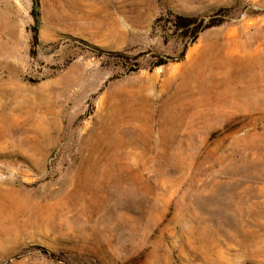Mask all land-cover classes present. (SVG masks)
Listing matches in <instances>:
<instances>
[{"label":"rangeland","instance_id":"obj_1","mask_svg":"<svg viewBox=\"0 0 264 264\" xmlns=\"http://www.w3.org/2000/svg\"><path fill=\"white\" fill-rule=\"evenodd\" d=\"M0 264H264V0H0Z\"/></svg>","mask_w":264,"mask_h":264},{"label":"bare ground","instance_id":"obj_2","mask_svg":"<svg viewBox=\"0 0 264 264\" xmlns=\"http://www.w3.org/2000/svg\"><path fill=\"white\" fill-rule=\"evenodd\" d=\"M205 64V62L204 61H200V62H198V65H199V67L200 68H198V67H196V68H198V69H200V71H203L204 70V67H203V65ZM197 65V66H198ZM194 70H195V67H194ZM241 74L242 73H240V72H231V71H225V73H219L218 75H216L215 76V78H214V80L216 79V81L217 82H221V81H228V80H230V78H232V77H236V78H238L239 76L242 78V76H241ZM243 75V74H242ZM199 76H200V73H199ZM155 77V76H154ZM201 77H204V76H201ZM189 78V77H188ZM200 78V77H199ZM252 80H254V79H252ZM227 87H225V89L224 90H222V93H220L219 95H220V101H228V97H227V95L229 94L232 98H234L235 100L238 98L239 99V97H244L245 98V96H247L246 95V92H239L238 93V91L236 90V89H230V88H227ZM215 99V98H214ZM197 101H204V100H197Z\"/></svg>","mask_w":264,"mask_h":264},{"label":"trees","instance_id":"obj_3","mask_svg":"<svg viewBox=\"0 0 264 264\" xmlns=\"http://www.w3.org/2000/svg\"><path fill=\"white\" fill-rule=\"evenodd\" d=\"M178 20V22H182V23H185V20L184 19H177Z\"/></svg>","mask_w":264,"mask_h":264}]
</instances>
